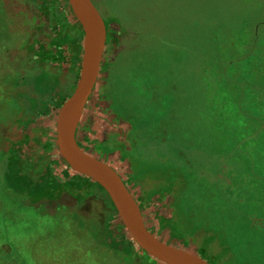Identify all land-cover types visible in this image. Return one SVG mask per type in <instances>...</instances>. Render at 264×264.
I'll return each instance as SVG.
<instances>
[{
    "label": "rangeland",
    "instance_id": "rangeland-1",
    "mask_svg": "<svg viewBox=\"0 0 264 264\" xmlns=\"http://www.w3.org/2000/svg\"><path fill=\"white\" fill-rule=\"evenodd\" d=\"M92 1L106 40L77 143L114 169L160 240L216 264H264V56L226 60L264 46V0L256 18L248 0ZM41 9L0 0V264H172L142 250L106 192L59 153L57 115L79 79L84 31L61 0L72 33L56 42ZM129 78L151 85L134 122L118 100L134 97ZM131 127L134 149L177 165L168 180L131 170Z\"/></svg>",
    "mask_w": 264,
    "mask_h": 264
},
{
    "label": "water",
    "instance_id": "water-1",
    "mask_svg": "<svg viewBox=\"0 0 264 264\" xmlns=\"http://www.w3.org/2000/svg\"><path fill=\"white\" fill-rule=\"evenodd\" d=\"M72 2L84 14L83 18L77 15L84 31L83 56L77 84L57 115L56 143L59 153L69 163L74 164L79 172L89 176L103 188L131 237L146 253L172 264H212L198 254L160 240L147 230L136 203L114 169L108 163L85 152L74 137L73 127L68 129L72 111L84 104L96 83L106 40V26L93 1Z\"/></svg>",
    "mask_w": 264,
    "mask_h": 264
},
{
    "label": "trees",
    "instance_id": "trees-1",
    "mask_svg": "<svg viewBox=\"0 0 264 264\" xmlns=\"http://www.w3.org/2000/svg\"><path fill=\"white\" fill-rule=\"evenodd\" d=\"M248 1H250L251 4H252L251 13H250L251 18H252V15H253V17H255V15L258 16V13L260 12L259 11L260 7H257L256 8L257 0H248ZM57 19H59V20H57V22H59L60 24H59L58 29H57L58 34H57L56 37H57V40L59 42H63L65 39H67L68 37H70V34L72 32H71V30L70 31L67 30V27H68V24L69 23L67 25H63V24H66V23H64V21H66L65 18L59 16ZM254 27H255V23H254ZM238 47H234L236 49L235 52L236 51L238 52V57H235L234 58L232 56V54L228 53V56L226 57V60H230V62H232L233 60L237 61V60H240V58L241 59L246 58L248 60H251L252 62H258V63H260L261 62L260 61L261 60V57L264 56V46H258L257 48H255L256 46H251L252 49H249V50L242 49V48H240V46H238ZM246 49H247V46H246ZM41 57L44 58V59L48 58V57H45V56H41ZM114 73H115V70L113 71V74L112 75L110 73V76L109 77H112L113 78ZM125 82H126V80H125ZM127 82H128V84H133L136 87L134 97L131 98V99H129V98L125 97L123 94H121V96L118 97V100H119V104L121 106L124 105L125 108H126V113L123 114L125 117H123L122 119H124L125 121L128 122L131 119V115L132 116H135L134 115V108L137 109L139 106H144V104L141 103L143 101L140 100V99L141 98H145L144 99V102L145 103H147V101L150 100V98H149V92L151 90V85L149 84V79H147V80H137V79H134V78L133 79L132 78H129L127 80ZM126 91L129 92V90H127V88H126ZM123 98H125V99L123 100ZM127 104L131 107L130 109H129V106ZM164 105H168V106L170 105V101L168 102L165 96L161 97V100L159 102V106L160 107L161 106H164ZM137 116H139V115H137ZM137 116H135V118ZM130 121H133L134 122V120H130ZM133 122L131 123V125L133 124ZM134 133H135V130L133 129V127H131V129H130L127 137H128L129 143L131 145L130 148H133L132 150H136L134 148H135V146H137L136 145V142H135V140H137V136H135ZM131 135H134V136L131 137ZM187 143L185 142L182 145H184V146L185 145H188L189 146L190 145L189 141H187ZM126 150H128V149H126ZM136 154H137V156H136L137 161H134L133 163L134 164L136 163L135 165L138 164V167H136V168H138L137 169L138 170L137 172H139V173L136 172L137 173V177L144 176L146 174H152V173H154V171H156V175L161 174L162 176H164V181H166V180L169 179L170 173L171 172H175V168H177V165L176 166H174V164L170 165L169 162H165V159H163V161H161L160 159H158L156 157H153L152 158L151 156H144L138 150H136ZM6 164L8 165V168L7 169L10 172V167H12V166H10V163H9L8 160H7V163ZM142 172H144V173L142 174ZM167 176H169V177H167ZM172 179L173 180H171V182H175V177H173ZM82 188L85 190V189L91 188V186L89 187V184L86 183ZM161 191L163 193H167L165 188H162ZM149 195H152V194H149ZM174 201H176L175 196H174ZM168 221H170V220H168ZM203 258H205L206 260H210L209 258H206L204 256H203ZM211 263L212 264H216L215 262H211Z\"/></svg>",
    "mask_w": 264,
    "mask_h": 264
},
{
    "label": "crops",
    "instance_id": "crops-1",
    "mask_svg": "<svg viewBox=\"0 0 264 264\" xmlns=\"http://www.w3.org/2000/svg\"><path fill=\"white\" fill-rule=\"evenodd\" d=\"M36 3L38 4V8H43L44 10H42V12H47V14L45 15V13H44V15L42 16V17H39V15L37 14V16H38V18L40 19V20H42V18H46V16H48V21L50 20V21H52L53 22V28H54V31L56 32V36H57V34H58V31H57V29H58V26H59V22H57V20H59V19H57L60 15H61V13H63V12H61V0H36ZM40 6H43V7H40ZM41 12V13H42ZM55 12H59V14H57L56 15V18H55V16H54V13ZM40 16H41V14H40ZM39 20V21H40ZM38 25H40L39 23H38ZM37 25V26H38ZM56 42H58L59 43V41L57 40ZM138 166V164L137 165H131V170L132 171H134V172H137L138 170V168H136ZM137 173H139V172H137ZM146 175H149V174H146ZM150 175H153L152 177H150V178H154L155 176H156V171H154V173H152V174H150ZM137 177V176H136ZM174 186H175V188L176 187H179V186H181V185H183V182H180V183H176V184H173ZM175 191L176 190H174L172 193H173V195H172V193H170V191L168 190V191H166L167 193H166V195L167 196H170V197H172V200L171 201H174V195L176 194L175 193ZM245 262V261H244Z\"/></svg>",
    "mask_w": 264,
    "mask_h": 264
},
{
    "label": "bare ground",
    "instance_id": "bare-ground-1",
    "mask_svg": "<svg viewBox=\"0 0 264 264\" xmlns=\"http://www.w3.org/2000/svg\"><path fill=\"white\" fill-rule=\"evenodd\" d=\"M75 10H76V14L79 15V17L83 18V15H84L83 11L78 7H75ZM77 115H78V112L76 109L72 111L69 122H68V129L71 130L72 127L74 126Z\"/></svg>",
    "mask_w": 264,
    "mask_h": 264
}]
</instances>
